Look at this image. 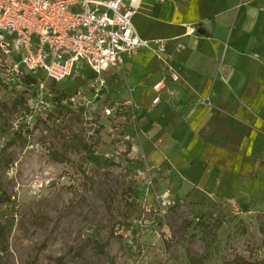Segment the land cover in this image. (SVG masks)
<instances>
[{"label": "rangeland", "instance_id": "374dc122", "mask_svg": "<svg viewBox=\"0 0 264 264\" xmlns=\"http://www.w3.org/2000/svg\"><path fill=\"white\" fill-rule=\"evenodd\" d=\"M85 80H48L36 121L22 118L34 85L0 86V264H264V212L168 199L115 154L114 102L68 99Z\"/></svg>", "mask_w": 264, "mask_h": 264}, {"label": "crops", "instance_id": "0c3cea01", "mask_svg": "<svg viewBox=\"0 0 264 264\" xmlns=\"http://www.w3.org/2000/svg\"><path fill=\"white\" fill-rule=\"evenodd\" d=\"M207 21L210 32L198 33ZM133 23L164 41L182 79L171 81L148 48L106 72L107 98L144 107L126 129L129 162L192 212H264V0H143Z\"/></svg>", "mask_w": 264, "mask_h": 264}, {"label": "built area", "instance_id": "2783aa9c", "mask_svg": "<svg viewBox=\"0 0 264 264\" xmlns=\"http://www.w3.org/2000/svg\"><path fill=\"white\" fill-rule=\"evenodd\" d=\"M142 1L0 0V86L24 88L27 81L35 86L22 118L36 121L51 110L53 93L48 91V80L61 82L84 75L85 69L89 71L85 88H78L68 99L74 104L82 99L85 105L106 99V72L115 70L125 55L140 48L153 52L171 81H180L182 76L167 58L164 41L144 39L135 29L133 17ZM164 85L162 81L157 87ZM159 102L160 97H155L151 108ZM143 111L142 103L132 96L105 106L103 114L117 119L121 130L116 155L130 153L133 135L126 129H136ZM160 204V217L165 222L169 203L160 199Z\"/></svg>", "mask_w": 264, "mask_h": 264}, {"label": "water", "instance_id": "95a60500", "mask_svg": "<svg viewBox=\"0 0 264 264\" xmlns=\"http://www.w3.org/2000/svg\"><path fill=\"white\" fill-rule=\"evenodd\" d=\"M210 27H211V24L209 21H207L198 29V33H204L205 30H208L210 32Z\"/></svg>", "mask_w": 264, "mask_h": 264}]
</instances>
